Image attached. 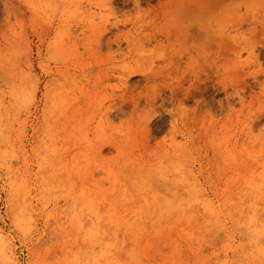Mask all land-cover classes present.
<instances>
[{
    "label": "rangeland",
    "instance_id": "1",
    "mask_svg": "<svg viewBox=\"0 0 264 264\" xmlns=\"http://www.w3.org/2000/svg\"><path fill=\"white\" fill-rule=\"evenodd\" d=\"M263 168L264 0H0V264H256Z\"/></svg>",
    "mask_w": 264,
    "mask_h": 264
},
{
    "label": "bare ground",
    "instance_id": "2",
    "mask_svg": "<svg viewBox=\"0 0 264 264\" xmlns=\"http://www.w3.org/2000/svg\"><path fill=\"white\" fill-rule=\"evenodd\" d=\"M32 5H33V3H32ZM35 7V6H34ZM184 7V6H183ZM185 11H186V8H185ZM205 14V13H204ZM191 28V27H190ZM172 31V30H171ZM189 34V33H188ZM188 69V68H187ZM42 158V157H41ZM179 163H181V167H178V166H176V173H180L181 171H182V168H183V163L182 162H179ZM264 169V168H263ZM253 172V171H252ZM53 173V172H52ZM261 174H263V172L261 173ZM180 175L182 176V173H180ZM253 175V174H252ZM259 175V174H258ZM254 176V175H253ZM255 177V176H254ZM260 177V176H259ZM250 178V177H249ZM257 178V177H256ZM43 180H44V177L42 178ZM252 179V178H251ZM260 179L263 181L264 179L262 178V176L260 177ZM261 181V182H262ZM179 183L180 184H182V185H185L186 187H187V191H185V192H187V196H189V197H193V196H200V188H198L197 187V185L194 183V182H189L187 179H185L184 177H181L180 178V180H179ZM244 183L246 184V186H247V188L249 187L251 190L254 188V186H255V183H254V181L252 182V181H249V180H247V179H244ZM263 183V182H262ZM113 185V184H112ZM257 185V184H256ZM262 185V184H261ZM244 186V185H243ZM16 187V186H15ZM263 187V186H262ZM17 188V187H16ZM19 188V187H18ZM23 190V189H22ZM264 190V189H263ZM262 190V191H263ZM255 191H256V189H255ZM182 191H180V193H181ZM257 192V191H256ZM255 193V192H254ZM261 193V192H260ZM260 193H258L259 195H260ZM29 194V193H28ZM81 194V193H80ZM124 194V193H123ZM177 194H179V192L177 193ZM262 194V193H261ZM174 195V194H173ZM202 195V194H201ZM258 196V195H257ZM256 196V197H257ZM264 196V195H263ZM81 197V196H80ZM79 197V198H80ZM260 197V196H259ZM28 198V197H27ZM78 198V199H79ZM123 198V197H122ZM258 198V197H257ZM81 199V203H83V207L85 208V209H90L94 204H95V201H94V203L92 202V201H89L88 199L89 198H87L86 196H84L83 198H80ZM92 199H94V198H92ZM171 200H168V201H166V203H165V206L166 207H169V208H166V210L167 209H171L172 207H173V205H175L176 204V202H177V199H178V196L175 194L174 196H172L171 198H170ZM187 199H188V197H187ZM260 199V198H259ZM28 200V199H27ZM75 200V199H74ZM90 200H91V198H90ZM257 200V199H256ZM100 201V200H99ZM202 201V200H201ZM261 201V200H260ZM264 201V200H263ZM21 202H23V200L21 201ZM24 203V202H23ZM22 203V204H23ZM97 203V202H96ZM202 203H203V205L205 206V207H207V209H209V211L211 212V214H213L215 211H214V209L212 208V206L210 205V203L209 202H207V201H202ZM22 204H20V211H19V213L21 212V214H24L25 213V207H24V205H22ZM169 204H171V205H169ZM254 205V204H253ZM95 206H96V204H95ZM82 207V208H83ZM94 207V206H93ZM92 207V209H95V208H93ZM83 208V209H84ZM33 209V208H32ZM91 209V211H93ZM27 211H29V210H27ZM87 211V210H86ZM18 212V211H17ZM18 213V214H19ZM94 213V212H93ZM25 215V214H24ZM23 215V216H24ZM75 216V215H74ZM96 216H98V214H97V211H96ZM21 217V216H20ZM17 218H18V216H17ZM23 218V217H22ZM74 218H76V217H74ZM112 218V217H111ZM250 218V217H249ZM253 216H251V218H250V221L249 222H253L254 220H253ZM19 219V218H18ZM109 220V219H108ZM114 221H115V218H114ZM25 225H26V223H24ZM29 224V223H28ZM251 224V223H250ZM96 225V224H95ZM128 225V224H127ZM131 225V224H130ZM253 225V224H252ZM79 227V226H78ZM139 227V226H138ZM26 229H27V225H26ZM256 230H258V229H256ZM255 230V228L251 231V234H248L249 236L247 237L248 239H250V240H248V243L246 244V245H242L243 246V250L244 251H249V253H250V255H251V262L252 263H256V264H264V261H263V259H264V248L262 247V248H258V250H252V248H254V247H256L257 245H258V241H257V237L260 235V231H256ZM240 231V230H239ZM250 231V230H249ZM26 232V231H25ZM98 231H97V228L96 229H91L89 232H88V237H89V240L91 241V242H89V243H97L96 241H97V238H98ZM259 234V235H258ZM7 239H8V237L6 236V235H4V233L0 230V248L1 249H4V248H6V247H8V242H6L7 241ZM101 242V241H100ZM10 244V243H9ZM98 244V243H97ZM91 245V244H90ZM241 246V247H242ZM231 247V246H230ZM0 249V251H2ZM8 249V248H7ZM8 250H10V249H8ZM3 252V251H2ZM1 252V253H2ZM5 252V251H4ZM3 252V253H4ZM7 253V252H6ZM10 253H11V251H10ZM101 255V254H100ZM6 258H7V255H6ZM93 259V258H92ZM4 260V259H3ZM9 260V259H8ZM211 261V260H210ZM78 262V259H77V257H73V259H70L69 261H68V264H76ZM98 262H97V259L96 258H94V264H97ZM213 263V262H212ZM87 264V263H86ZM99 264V263H98ZM214 264V263H213Z\"/></svg>",
    "mask_w": 264,
    "mask_h": 264
}]
</instances>
